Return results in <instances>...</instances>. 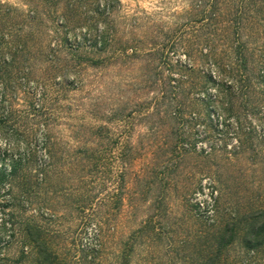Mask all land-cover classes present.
<instances>
[{
    "label": "rangeland",
    "instance_id": "obj_1",
    "mask_svg": "<svg viewBox=\"0 0 264 264\" xmlns=\"http://www.w3.org/2000/svg\"><path fill=\"white\" fill-rule=\"evenodd\" d=\"M221 4L0 0V259L264 264V0Z\"/></svg>",
    "mask_w": 264,
    "mask_h": 264
},
{
    "label": "trees",
    "instance_id": "obj_2",
    "mask_svg": "<svg viewBox=\"0 0 264 264\" xmlns=\"http://www.w3.org/2000/svg\"><path fill=\"white\" fill-rule=\"evenodd\" d=\"M203 2L206 5L205 7H207L210 4V2H211L212 6H213V9H216L218 7H222V4H221L222 2L225 3L228 8L231 5H233L234 8H235L236 13H234V14L232 13L231 14L233 19L230 20L229 23H231L232 25H234V28L236 29L237 32H240V31L244 30V28H245V27H241L237 23L238 20L241 19V17L244 14H247V11L248 12H252V10H255V7L254 6H249L248 4L245 5L246 3H250V0H224V1H222V0H212V1H209V2L207 0H203ZM257 2H260V1H257ZM231 10H232V12H234L233 11L234 10L233 8ZM1 46H3V44L0 43V47ZM20 52L21 51L19 49L18 50V53H20ZM12 57H13V59L6 60L5 63H4V66L1 68V70L3 71V73H5L8 68H11L16 63V61L14 60V58L16 59V56L13 54ZM229 72H230V78H232L233 80H238V79L241 78V74L239 75L237 70H235L234 72H231V71H229ZM219 87H221V86H219ZM224 92H227L229 94V96H231L233 99L236 98V96L233 95L232 93H230L229 90L224 91ZM208 205H209V203H208ZM32 246L33 247L36 246V252H37L36 255H37V258L35 260V264H66L65 261L62 260L53 251H50L49 252V246L48 245L44 244L43 245V248H42V245H41V247H40V245H35V244H33ZM90 263H93V261L90 262ZM0 264H18V262L13 263V262H11L8 259L7 260L6 259H0ZM20 264H21V262H20Z\"/></svg>",
    "mask_w": 264,
    "mask_h": 264
},
{
    "label": "built area",
    "instance_id": "obj_3",
    "mask_svg": "<svg viewBox=\"0 0 264 264\" xmlns=\"http://www.w3.org/2000/svg\"><path fill=\"white\" fill-rule=\"evenodd\" d=\"M203 191H205V189H204ZM198 193H199V192H198ZM208 197H209V196H208V192H207L206 197L202 200V195L199 193V194L196 196V199H197L198 205H200V206H201L202 208H204V209H205L206 207H209L208 203L206 202V199H207ZM209 199H210V203H213L212 198L209 197ZM207 200H208V199H207ZM211 207H212V205H211ZM211 210H212V209L209 208L210 215L213 214V212H212Z\"/></svg>",
    "mask_w": 264,
    "mask_h": 264
}]
</instances>
